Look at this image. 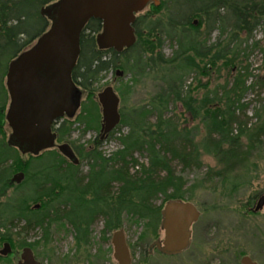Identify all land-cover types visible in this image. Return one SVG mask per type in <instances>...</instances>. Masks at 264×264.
<instances>
[{"label":"trees","instance_id":"16d2710c","mask_svg":"<svg viewBox=\"0 0 264 264\" xmlns=\"http://www.w3.org/2000/svg\"><path fill=\"white\" fill-rule=\"evenodd\" d=\"M53 1L0 0V76L5 72L7 60L15 58L45 30L46 23L39 17L38 7ZM166 5H170L167 24H163L159 32L176 40L177 50L170 59L156 53L155 24L143 34L147 17L159 13ZM150 13L137 18L135 44L120 55L97 50L92 34L98 32V23L90 28L91 35L81 39L73 76L84 92L91 91L104 74L125 68L127 62L132 63L125 69L134 76L143 78L153 73L154 78L162 82L160 92L147 104L128 114H120L118 126L129 128L128 134L119 139L121 149L105 157L99 151L102 143L98 139L87 152L81 148V161L85 160L89 166L88 173L81 178L77 177L76 168L57 153L46 155L51 161L33 172L32 162L39 158L28 157L24 161L15 149L7 146L3 129L5 91L0 82V199L8 190L15 191L12 198L0 202L3 239L10 240L11 236L20 237L40 229L46 245L53 225L62 228L63 224H73L79 250L80 244L86 247L90 243L88 229L99 219L103 221L102 241H107L108 233L122 229L126 220L142 223L146 231L155 236L161 222V209L168 201L190 202L194 189L205 188L206 183L215 189V181H220L221 189L231 195L252 179L251 166H255L264 147V105L250 119L241 120L240 116L246 114L243 97L254 87L246 85L250 73L247 68L238 67L240 64H236L234 57H228L231 43L208 44V38L217 31L219 37L228 34L229 42L248 45L258 29L264 36V0H160L159 7L153 6ZM202 27L205 28L203 36L199 33ZM253 43L254 46L259 44ZM261 52L264 69V47ZM125 55L129 56L125 65L118 64L119 56ZM220 61L230 72L235 70L232 82L217 91H208L200 100L194 98L192 89L186 86L189 75L209 76ZM257 85L264 90V80ZM119 97L124 101L123 93ZM171 104L180 105L193 122H200L204 129L200 141H196L197 127L189 128L187 121L181 125L167 117ZM69 130L66 128L64 132ZM116 130L117 127L110 134ZM202 154L212 157L219 170L208 169L201 182L193 190L188 189L174 164L181 173L200 172ZM134 155L144 156L146 164H139ZM19 173L24 174V180L15 184L12 178ZM30 186L34 187V195L22 196V191ZM42 189L45 190L39 191ZM30 203L39 204V209L32 210ZM84 222L86 229L82 227ZM16 229L18 232L13 234Z\"/></svg>","mask_w":264,"mask_h":264},{"label":"rangeland","instance_id":"374dc122","mask_svg":"<svg viewBox=\"0 0 264 264\" xmlns=\"http://www.w3.org/2000/svg\"><path fill=\"white\" fill-rule=\"evenodd\" d=\"M153 6L150 2L140 12L138 17L150 13ZM169 6L166 5V8L159 11V13H150L151 16L147 17L144 22L145 29L143 30V34H147L146 29L153 27V24H155L154 27L157 33L156 44L158 47L156 53L160 52L165 59L172 58L174 52L177 50L176 40H171L159 32V28L163 24H167L166 16ZM40 8L38 7V15L43 21L44 19L39 14ZM204 30V27L199 30L200 35L203 36ZM175 33L179 34L178 31H175ZM186 33L193 34L190 31H186ZM35 39L30 43L31 45L33 42L35 43ZM228 40V34L219 37L218 32L214 31L210 35V38H208V44H214L216 42L222 44L231 43L229 45L231 54L228 57H234L236 64H240L238 67L247 68L248 73H250L246 85H254V87L248 90L243 97L246 114L245 116H240L241 120L245 117L250 119L253 113L264 105V90L257 85L258 82L264 80V69L262 68L263 55L261 52L264 47V36L261 30L258 29L254 33V40L250 41L248 45H240L239 41L229 42ZM254 41L259 42L258 46H254ZM155 56L156 54H154ZM128 57L126 55L119 56L117 59L118 64L125 65ZM9 61L8 59L4 66V74L0 76L1 85L5 91L6 107L8 97L5 88V74ZM127 63V66H129L132 62ZM127 66L125 65V68ZM125 68L116 69L124 73V76L121 78L115 76L116 70H114L104 74L103 78L92 86L91 91L84 92L83 90H79L80 110L72 121L66 123L62 133L63 137L67 133L64 132L67 128L70 129V134L66 138L73 141L76 146L82 149L95 146L96 139L99 140L98 133L101 119L97 95L107 87H111L119 98L120 114H128L132 109L147 104L150 99L160 92L162 82L154 78L156 74L151 73L149 77L141 78L134 76L131 71ZM235 74V70L230 72L224 67L223 61H220L210 71L209 76L190 74L186 81V86H190L193 91L192 96L200 100L208 91H217L226 83H231ZM134 78H136V82H133ZM121 93L124 94V101L119 97ZM167 117L173 118L181 125L187 121L186 125L189 128L197 127L196 141H200L203 137L204 129L200 122L198 120L193 122L180 105L171 104L167 111ZM82 118L86 120H81ZM150 121L154 122V118H151ZM251 122L253 123L254 120ZM117 128L118 130L113 135L110 134L101 141L102 144L99 147V151L105 157H110L113 153L121 149L119 139L129 132V128L126 126H117ZM3 129L6 133L5 140H7L10 131L7 128L6 122H4ZM46 155L49 154L45 153L39 160H33L31 171L34 172L35 168H40L51 161ZM20 157L24 161L28 158L21 155ZM134 158L138 159L139 164H146L144 156L134 155ZM201 162L203 169L200 172L193 171L189 173H181L180 168L174 164L176 173L180 174L186 180L188 189L193 190L192 188L201 182V179L208 169H212L214 172L219 170L217 163L210 156L202 154ZM82 163L83 167L81 172L84 174L86 173L85 168L87 162L84 160ZM251 170L250 176L252 179L249 183L231 195L228 191L224 192L221 189L220 181L213 182L216 186L215 189H213L214 186L212 184L206 183L204 184L205 188H196L193 190V199L190 203L199 212V219L191 227L190 246L178 256H165L159 253L156 248L151 247L154 242L163 241L164 233L160 228V224L154 236L149 231H146L142 223L124 221L122 230L130 251L131 264H241L243 257L250 258L256 264H264V209L258 213L251 211L257 198L264 194V147L258 154L255 166H251ZM43 190L45 189L39 191L42 192ZM14 193V189L8 190L6 196L1 198L0 202H6L14 196ZM33 195L34 187L32 186L22 191V196L24 197ZM157 204H160V200ZM32 206L34 207L35 205L30 203L31 208ZM102 230L103 221L99 219L90 229L91 239L88 246L82 250H78L75 247V240L72 237L69 226L63 224L62 228H60L58 225H53L49 231V243L44 247L40 246L36 251L39 255L49 260L48 264H117L113 256L114 251L111 243L112 232L105 236L107 241H102ZM16 232H18V229L14 230L13 234ZM14 242L19 243L20 241L14 239ZM28 242L41 243V230H32L27 237ZM98 256L100 259H97Z\"/></svg>","mask_w":264,"mask_h":264},{"label":"water","instance_id":"95a60500","mask_svg":"<svg viewBox=\"0 0 264 264\" xmlns=\"http://www.w3.org/2000/svg\"><path fill=\"white\" fill-rule=\"evenodd\" d=\"M150 2L155 7L159 6L158 0H58L41 10L42 15L52 19L53 25L51 31L40 40L39 45L33 51L36 50L35 54L38 56L40 53L41 56H44L47 54V51L42 50L44 46L55 40V42H59L58 54L65 56L69 54L68 57H71L72 60L69 68L62 71L61 74L62 82L65 85L60 86L59 90L57 87L56 89L51 87L40 95V112L36 111V107L32 104H27L22 100L19 94L18 99L16 95H13L6 115V120L13 131L6 141L8 147L17 148L21 155H38L43 149L50 146L48 144L53 140V137L49 135V116L46 108L55 110L56 115H61L65 111L72 115L77 109V105L73 102V86L68 77L70 67L74 66L79 53L78 34L86 16L88 14L99 15L104 20V33L97 39L98 48L102 50L113 46L117 53H121L123 49H129L135 44L133 24L136 15L143 11ZM91 7L93 8L90 9ZM88 10L91 11L87 13ZM93 10L98 15L93 13ZM84 13L86 15L82 16ZM82 17L83 19H80ZM193 25H196V22ZM26 58L27 55H23L9 66L6 84L9 89L16 83L14 75H26L23 70ZM115 76L121 78L124 73L116 70ZM11 92L14 93L12 89ZM97 100L102 113L101 135H108L120 124L119 98L111 87H107L97 95ZM42 110L43 112H41ZM32 123L37 124L38 127L32 126ZM58 150L74 164L78 163L67 144L59 146ZM23 180L24 174L22 173L16 174L12 178V182L15 184H20ZM38 209V205L33 207V210ZM263 209L264 194L257 198L251 211L258 213ZM198 219L199 212L192 203L181 200L168 201L161 210L160 228L164 233L163 241H156L151 247L156 248L159 253L165 256L180 255L190 246L191 227ZM112 246L117 264H131L129 249L122 229L113 233ZM9 252L10 247L5 244L1 254L7 255ZM26 256L31 262V252L28 249L24 251L22 258L25 259ZM241 264L256 263L248 257H243Z\"/></svg>","mask_w":264,"mask_h":264},{"label":"flooded vegetation","instance_id":"af4514ba","mask_svg":"<svg viewBox=\"0 0 264 264\" xmlns=\"http://www.w3.org/2000/svg\"><path fill=\"white\" fill-rule=\"evenodd\" d=\"M54 3L55 2L50 3L48 5H45V6H42L39 9V14L44 19V21L46 23L45 30L39 36L36 37L35 43L33 42L32 45L31 44L28 45L21 53H19L15 58L10 60L8 65H7L6 74H5V85L7 84V75H8V71H9V66L12 64V62H15L16 60H18L19 57H21L23 55H27L26 61L23 64V70L26 73V75L25 76L20 75V74L14 75L13 77L15 78V82H16L14 84V86L11 87L10 89L8 88L7 85L5 86L6 92H7V97H8V104H7V107L5 110V122H6L7 128L10 131V133L7 136V140L10 137V135H12V133H13L12 128L10 127L9 123L6 120V115H7V112L9 110L10 104L12 102L13 95H16V97L18 99V97H19L18 94H19L20 98L22 100H24L27 104H32L34 107H36V111L40 112V108H41L40 95L43 93V91L45 92L46 90H48L51 87H54L55 89L57 87V89L59 90L60 86L65 85L62 82L63 80L61 79V74H62V71L69 68V65H70V62L72 59H71V57H68V56H70L69 54H66V56L58 54L59 49H60L59 48V42H55V40H53V41H50L49 43H47L44 46V49H42V50L47 51V54L44 56H41V53L38 56L35 54L36 50L33 51L39 45L40 40L51 31L52 25H53L52 19H50L46 15H42L41 10L51 6ZM92 8L93 7H91L90 9H92ZM90 11L91 10H88L87 13H89ZM93 13L97 14L95 10H93ZM139 14L136 15V20H137ZM85 15H86V13H84L82 16H85ZM80 19H83V17ZM136 20H135V22H136ZM78 21H80V20H78ZM135 22H134V24H135ZM94 23H98L100 26V28L98 29V32L92 34V36L94 37V42H95L97 50H99L101 52H108V53L113 52V53H116L117 55L122 54V52L124 50H126V49H123V51L121 53H117L115 51V49L113 48V46H110L108 48H104L102 50L99 49L97 39L99 36L103 35V33H104V20L99 15L96 16V15L88 14L86 16V20H85L84 24L81 25L80 32L78 34L79 53H78L76 61L74 62V66L70 67V71H69L70 73H69V77H68L69 82L73 86L72 87L73 91H74V95H73L74 101L73 102L75 103V105H77V109L74 111V113L72 115L68 114L66 111L63 112L61 115H56L55 110H51L49 108H46V111L48 112V116H49V120H48L49 135L53 137V140L51 142H49L48 145H50V146L43 149L38 155H36V156L32 155V154L21 155L19 150L17 148H14L23 157L41 158V156L45 153H47V154L57 153L58 155H60V157L63 158L64 161L67 162V164H70L74 168H76V170H77L76 173H77L78 178H81L82 176H85L88 173L89 166L86 165V168H85L86 173L83 174L81 172V169L83 167V163H82L81 158H80V151L82 150L81 147L76 146V144L73 141H70V139L66 138L67 136H69L70 132H67L66 135H64V137L62 136L63 135L62 133H63V129L65 128L64 126L66 125V123H69V121H72L77 116V114L80 110V107H81V103L79 101V95H80L79 90H81V88L75 82L73 74H74V70L77 66L78 59H79L80 52H81V39H82V37L91 35L90 28L94 25ZM134 24H133V28H134ZM134 33H135V31H134ZM16 73H18V72H16ZM18 80H20V81H18ZM11 89H12V91H14V93L11 92ZM16 91H18L19 93H17ZM75 91H76V93H75ZM98 105H99L100 114H101L100 129H99L98 137H99L100 141H103L108 135H104V136L101 135L102 113H101V107H100L99 102H98ZM118 110H119V107H118ZM41 112H43V110ZM119 114H120V112H119ZM120 117H121V115H120ZM31 125L38 127V125L34 124V123H32ZM64 144H67L71 148L75 159L78 161L77 164H74L73 161L71 162L70 160L65 158L59 152L58 147L61 145H64ZM90 148H85V151L87 152L88 150H90ZM52 152H54V153H52ZM84 184H86V183H84ZM37 205L39 206V204H37ZM31 209L33 210V206ZM160 215H161V212H160ZM86 226L87 225L84 222L82 224V227L84 229H86ZM91 227L92 226H90V228L88 229L89 231H90ZM69 229L71 230L72 237L74 238L75 237V226L73 224H71L69 226ZM0 232L2 234L3 231H0ZM30 232H28L27 234L24 233L20 237L11 236L10 240L3 239L1 234H0V264H48L49 260L44 258L43 256L39 255L36 251V249L40 248V246L44 247L47 244L45 245L43 240L41 243H39V242H37V243H29L28 242L27 243V237H28ZM113 233H112V235H113ZM112 235H111V243H112ZM42 237H43V233H42ZM14 239H18L20 242L15 243ZM74 240H75V238H74ZM5 244H8L10 247V252L7 255L1 254ZM75 247H77L76 241H75ZM83 248H84V246H82V244H80L79 250H82ZM27 249L30 250V252H31V258H32L31 262L28 261L27 256L25 257V259L22 258L24 251ZM129 254H130V251H129Z\"/></svg>","mask_w":264,"mask_h":264}]
</instances>
